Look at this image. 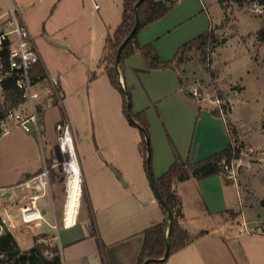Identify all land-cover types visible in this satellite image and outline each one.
<instances>
[{"label":"crops","instance_id":"0c3cea01","mask_svg":"<svg viewBox=\"0 0 264 264\" xmlns=\"http://www.w3.org/2000/svg\"><path fill=\"white\" fill-rule=\"evenodd\" d=\"M40 1L0 0V16L11 3L17 4L25 22V11L29 15L30 23L26 24L30 32H36V37L42 39L44 32L37 33L35 16L28 13L29 8ZM88 1L51 0V5H54L52 14L56 15V19L63 20L76 16L86 18ZM99 1L109 4L108 0ZM175 1L164 17L144 27L138 35L141 45L153 44L161 60L173 62L174 65L180 48L209 33L214 21L204 0ZM99 16L103 29V39L100 41L104 42L101 47L92 49V63L96 65L102 53L106 54V59L111 58L110 39L121 24L107 12ZM31 35L35 41L32 32ZM62 47L71 50L72 43L65 40ZM183 64L188 66L189 63ZM183 64L180 67L152 70L148 68L142 54L136 52L127 59L125 72L120 76L122 85L132 90L135 113L147 112L153 149L152 174L155 178L163 176L177 159L181 163L188 159L201 161L226 150L232 143L226 121L212 113L213 107L196 102L182 89L180 73L183 72ZM40 65L48 80L50 77L42 56ZM214 67L219 71L217 62ZM57 82L63 91L61 81ZM221 85L224 86L223 83ZM230 97L234 101L239 100V96L234 93ZM73 143L76 153L75 139ZM94 143L84 142L85 147L92 146L93 150L84 151L83 159L76 153L89 212L83 218L80 203L75 225L68 228L65 221L62 226L59 225L56 240L62 262L139 264L144 231L165 219L139 151V143L135 146L136 150L134 147L128 148V141L124 139L113 143L95 139ZM116 146L119 147L117 153L114 149ZM43 159L41 164L25 170L14 184H0V189L17 186L27 176L39 173ZM56 183L51 180V185L55 186ZM175 189L183 204L184 225L196 238L174 253L166 264H264V233L254 232L251 228L254 226L253 221H244L242 232L235 227L234 219L225 218L229 211L236 208V199L238 201L237 186L230 176L220 173L196 179L190 174L185 181H177ZM50 195L52 199V193ZM43 211L45 215L46 210ZM201 232L204 233L198 235Z\"/></svg>","mask_w":264,"mask_h":264},{"label":"rangeland","instance_id":"374dc122","mask_svg":"<svg viewBox=\"0 0 264 264\" xmlns=\"http://www.w3.org/2000/svg\"><path fill=\"white\" fill-rule=\"evenodd\" d=\"M95 1L87 2L86 18L83 19L78 16L68 20L56 19V15L52 14L54 5H51V0H41L29 8L30 16H35L37 33L44 32V37L38 39L36 32L31 30L50 77L45 85L50 91L51 80H60L62 101L49 109L43 118L41 140L22 128L0 136L1 185L14 184L25 170L41 164L43 157L47 163L58 160L57 147L62 130L57 129V124H68L76 141L77 156L81 159L84 151L93 150L92 146H84L85 141L95 145V139L111 143L124 139L128 141V148L134 147V150L141 141L140 129L131 125L124 114L122 95L109 83L106 68L113 66L111 58L106 59V54L102 53L97 65L92 63L91 58L92 49L101 47L104 42L100 41L103 29L99 14L107 12L121 23L124 0H108V5ZM204 1L214 20L212 33L215 43L209 47L214 49V64H219V71L215 69L216 83L226 99L231 93L239 96L238 101L232 100L234 109L227 117L232 136V159L230 163L222 164L225 165V175L230 176L237 186L238 201L236 199V208L229 211L225 218L234 219L235 227L242 232L244 221H253V227L248 225L254 232L264 233V42L257 36L264 26V7L258 2L240 8L225 0ZM24 15L29 24L26 11ZM65 40L72 43L71 50L62 47ZM205 53L206 50L204 53L193 50L188 54L189 64L183 69L184 79L188 80L185 83L188 93L198 83L207 85ZM222 83L224 86H220ZM114 149L117 153L119 147ZM61 158L58 163L63 168L64 159ZM59 166L56 168L59 182L51 185L54 201L48 194L38 205L42 211L46 210L45 219L49 224L57 221L62 226L69 176ZM6 193L0 192V209L9 198H5ZM16 194V191L12 192V196ZM81 204L82 217L85 218L89 205L83 193ZM18 225L14 236L21 249L33 247L34 238L45 232L48 233L45 240L38 241L61 254L55 239L57 232L48 223L33 229H28L21 221ZM50 253L47 251L46 254Z\"/></svg>","mask_w":264,"mask_h":264},{"label":"trees","instance_id":"16d2710c","mask_svg":"<svg viewBox=\"0 0 264 264\" xmlns=\"http://www.w3.org/2000/svg\"><path fill=\"white\" fill-rule=\"evenodd\" d=\"M140 0H124V10L121 24L113 33L110 39V51H111V63L113 66L107 67L106 72L110 80L111 85L116 89L124 99L123 111L128 117L131 125L140 129L141 142L139 143V151L144 159L145 168L147 171L153 172V149L151 143V131L150 123L145 112L134 113L133 111V98L129 89L123 87L119 72L114 68L115 58L120 45L128 37L135 26L136 13L139 16V25L132 39L127 43L122 51L119 71L124 74L126 61L134 53L140 52L149 69H165L174 66L180 67L181 64L189 60L188 54L193 50L205 52L206 48L215 43V36H213L212 30L206 35L199 36L193 41L186 43L182 46L177 53L175 65L173 62L162 61L158 55V52L153 44L146 46L141 45L138 40L140 31L147 25L158 21L164 17L175 5V0H144L141 2L137 12L135 10L136 4ZM232 2L240 8L246 6L251 2H258L264 7V0H225ZM258 38L264 42V26L258 31ZM38 74L37 79L45 81L46 74L43 67L39 64L37 66ZM185 72L180 73V83L182 89L187 96L192 98L190 92H186V81L184 79ZM0 108V118L4 116L7 108ZM212 113L217 117H221L219 112L212 109ZM228 124V123H227ZM229 127V125H228ZM233 154L232 143L228 148L222 152H219L207 159L201 161H194L188 159L185 163H181L178 159L170 167V169L160 178L154 177L156 189L159 194L167 203L171 218H168V212L166 208L161 205L165 219L163 222L153 225L146 229L143 233L144 244L139 256V264H145L147 260H153L151 264H166L169 258L192 243L196 235H193L184 225L185 216L183 213V204L178 196L175 183L177 181H185L192 174L196 179H204L206 177L226 173L225 165L223 163H230ZM52 162H49L51 164ZM53 170L51 172V180L59 182V175ZM84 198V188L82 189ZM204 232L199 233L202 235ZM48 234L44 233L34 238L35 244L29 250L23 252L19 247V244L11 232H5L0 234V264H63L61 254L58 250H50L42 242L38 240H45ZM197 235V236H198ZM52 252L49 255L46 254ZM23 253L28 254L23 258ZM164 261H160L164 259Z\"/></svg>","mask_w":264,"mask_h":264},{"label":"built area","instance_id":"2783aa9c","mask_svg":"<svg viewBox=\"0 0 264 264\" xmlns=\"http://www.w3.org/2000/svg\"><path fill=\"white\" fill-rule=\"evenodd\" d=\"M40 63V52L24 21L22 10L17 4L11 3L0 16V108L12 104L0 118V136L22 128L41 140L43 118L62 98L56 80H51L52 89L49 91L45 81L37 79V66ZM205 74L207 85L198 83V86L190 89V94L196 102L211 105L228 123L227 117L234 105L231 97L226 99L222 96L216 83L212 47L206 49ZM57 129L62 130L60 143H63L70 131L68 124H58ZM57 153L58 160H53L51 164L43 159L39 173L28 177L17 186L0 189V192L10 193L8 202L0 209V234L17 231L18 221L28 229L40 228L48 223L59 234L57 221L49 224L38 205L41 199L51 194V172L58 168V162L62 159L59 148ZM60 168L68 174L64 166ZM13 191L17 192L16 196H12Z\"/></svg>","mask_w":264,"mask_h":264},{"label":"bare ground","instance_id":"6f19581e","mask_svg":"<svg viewBox=\"0 0 264 264\" xmlns=\"http://www.w3.org/2000/svg\"><path fill=\"white\" fill-rule=\"evenodd\" d=\"M60 153L64 159L63 166L66 168L68 178V193L66 201V212L63 221L65 226L71 228L75 225L82 198V175L79 169L73 143V137L68 131L64 142L60 143Z\"/></svg>","mask_w":264,"mask_h":264},{"label":"water","instance_id":"95a60500","mask_svg":"<svg viewBox=\"0 0 264 264\" xmlns=\"http://www.w3.org/2000/svg\"><path fill=\"white\" fill-rule=\"evenodd\" d=\"M143 1H144V0H140V1L136 4V6H135V10H136V12H137V10H138V8H139L141 2H143ZM138 25H139V16H138V13H136L135 26H134L133 30L131 31V33L128 35V37H127V38L124 40V42L120 45V47H119V49H118V51H117L116 58H115L114 68L119 72V74H120V71H119V64H120V59H121L122 51H123V49L125 48V46L127 45V43H128V42L132 39V37L134 36V34H135V32H136V29H137ZM184 67H185V65L183 64L182 67H181L182 70L184 69ZM120 76H121V75H120ZM57 148H60V146H58ZM148 172H149L150 182H151L152 188H153V190H154V192H155V194H156V196H157V199H158L159 203H160L161 205H163V206L166 208V210H167V212H168V218L170 219V218H171V212H170V209H169L167 203L165 202V200L162 198V196L159 194L158 190L156 189V185H155V182H154V177H153L152 172H151L150 170H149ZM27 178H28V176H27ZM9 196H10V193L8 192V193L5 195V198H7V197H9ZM43 213H45V211H43ZM27 256H28V254H26V253H23V254L21 255V257H23V258H25V257H27ZM164 260H165V258L162 259V260H160V261H164ZM152 262H153V260H147V261L145 262V264H151Z\"/></svg>","mask_w":264,"mask_h":264}]
</instances>
